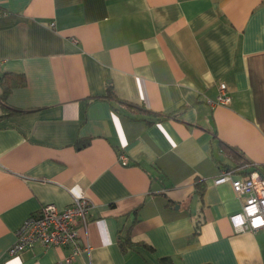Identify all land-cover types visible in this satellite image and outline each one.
<instances>
[{
    "label": "crops",
    "instance_id": "1",
    "mask_svg": "<svg viewBox=\"0 0 264 264\" xmlns=\"http://www.w3.org/2000/svg\"><path fill=\"white\" fill-rule=\"evenodd\" d=\"M0 10V76L23 77L0 96V264H57L68 248L7 249L27 215L73 195L92 202L89 249L66 264H264V230L234 229L242 199L214 182L239 164L231 148L264 174V0ZM221 81L230 102L211 105Z\"/></svg>",
    "mask_w": 264,
    "mask_h": 264
},
{
    "label": "built area",
    "instance_id": "2",
    "mask_svg": "<svg viewBox=\"0 0 264 264\" xmlns=\"http://www.w3.org/2000/svg\"><path fill=\"white\" fill-rule=\"evenodd\" d=\"M230 98L226 84L221 81L215 100L208 102L211 105H226ZM120 160L126 163L124 155L120 156ZM244 168L246 171L242 173ZM224 181H229L234 192L242 199L240 210L229 216L234 229L264 230V174L257 165L243 159L241 163L221 171L214 179L215 183ZM91 207L92 202L87 197L76 195L62 208L53 203L43 204L38 211L22 220L15 231L16 239L9 245L7 253L16 255L36 243L44 247H66L69 252L57 264L69 263L80 251L89 249V244L80 233L86 235Z\"/></svg>",
    "mask_w": 264,
    "mask_h": 264
},
{
    "label": "trees",
    "instance_id": "3",
    "mask_svg": "<svg viewBox=\"0 0 264 264\" xmlns=\"http://www.w3.org/2000/svg\"><path fill=\"white\" fill-rule=\"evenodd\" d=\"M19 84H23V77L17 75L16 73H3L0 76V87H1V98L4 97L5 93L13 86L19 85ZM109 93V91H108ZM88 139H79L76 143L78 146L84 145L87 142ZM229 153H231L232 158L241 163L242 162V157L240 156V154L233 148H231V150H229ZM199 192L201 191L200 189H197ZM119 242L121 245V248L125 251L126 249H128V247H132V245H134V242H132L127 235L122 234L120 235L119 238ZM141 245L142 244L141 242ZM160 263L161 264H174L171 259L168 256H162L160 257Z\"/></svg>",
    "mask_w": 264,
    "mask_h": 264
}]
</instances>
